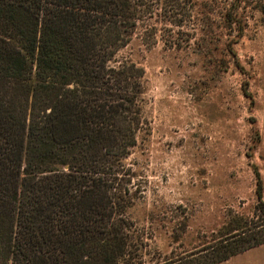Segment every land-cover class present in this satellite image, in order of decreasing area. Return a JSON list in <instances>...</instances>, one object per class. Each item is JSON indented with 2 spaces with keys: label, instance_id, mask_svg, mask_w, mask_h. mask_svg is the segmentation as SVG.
I'll use <instances>...</instances> for the list:
<instances>
[{
  "label": "trees",
  "instance_id": "obj_1",
  "mask_svg": "<svg viewBox=\"0 0 264 264\" xmlns=\"http://www.w3.org/2000/svg\"><path fill=\"white\" fill-rule=\"evenodd\" d=\"M184 4L0 0V264H143L125 217L140 194L125 162L146 126L143 71L112 60L158 9L180 24ZM263 243L264 221L235 214L201 250L158 264H220Z\"/></svg>",
  "mask_w": 264,
  "mask_h": 264
},
{
  "label": "rangeland",
  "instance_id": "obj_2",
  "mask_svg": "<svg viewBox=\"0 0 264 264\" xmlns=\"http://www.w3.org/2000/svg\"><path fill=\"white\" fill-rule=\"evenodd\" d=\"M184 1L180 24L158 9L112 60L143 71L146 126L125 162L140 190L125 217L146 245L143 264L201 250L232 215L264 221V210L253 216L255 172L264 177V0H242L231 25L233 0ZM220 264H264V247Z\"/></svg>",
  "mask_w": 264,
  "mask_h": 264
},
{
  "label": "crops",
  "instance_id": "obj_3",
  "mask_svg": "<svg viewBox=\"0 0 264 264\" xmlns=\"http://www.w3.org/2000/svg\"><path fill=\"white\" fill-rule=\"evenodd\" d=\"M262 182H263V187H262V194H263V199H264V177L262 176ZM257 247H264V243L263 244H261V245H259V246H257ZM257 247H254V248H257ZM254 248H251V249H249V250H247V251H250V250H252V249H254ZM246 252V251H245ZM223 263V262H222Z\"/></svg>",
  "mask_w": 264,
  "mask_h": 264
}]
</instances>
